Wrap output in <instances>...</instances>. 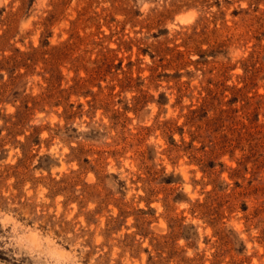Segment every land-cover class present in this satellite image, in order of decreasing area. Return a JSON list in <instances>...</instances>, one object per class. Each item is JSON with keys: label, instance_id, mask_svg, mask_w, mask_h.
Instances as JSON below:
<instances>
[{"label": "rangeland", "instance_id": "obj_1", "mask_svg": "<svg viewBox=\"0 0 264 264\" xmlns=\"http://www.w3.org/2000/svg\"><path fill=\"white\" fill-rule=\"evenodd\" d=\"M0 264H264V0H0Z\"/></svg>", "mask_w": 264, "mask_h": 264}]
</instances>
